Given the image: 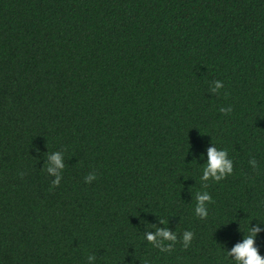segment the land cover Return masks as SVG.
I'll return each mask as SVG.
<instances>
[{
  "label": "trees",
  "instance_id": "obj_1",
  "mask_svg": "<svg viewBox=\"0 0 264 264\" xmlns=\"http://www.w3.org/2000/svg\"><path fill=\"white\" fill-rule=\"evenodd\" d=\"M209 143L233 172L202 187ZM248 223H264V0H0V264H231ZM161 227L166 253L143 239Z\"/></svg>",
  "mask_w": 264,
  "mask_h": 264
},
{
  "label": "clouds",
  "instance_id": "obj_2",
  "mask_svg": "<svg viewBox=\"0 0 264 264\" xmlns=\"http://www.w3.org/2000/svg\"><path fill=\"white\" fill-rule=\"evenodd\" d=\"M224 87V82L220 80H213L209 86L210 94H217ZM219 111L225 115L231 112V107H220ZM203 160L200 165V180L202 187L207 186L209 180L219 182L226 176L231 175L233 172V161L229 158L228 152L223 148H217L215 144L209 143V147L205 150L200 157ZM64 158L61 152L54 151L46 155V162L44 163L43 170L53 177L51 185L57 186L61 179V171L65 167L63 163ZM249 166L255 171L258 167L255 158H249ZM96 179L95 175L89 173L84 177L85 183L91 182ZM211 196L207 191H197L195 193V206L194 215L200 219H204L208 215L207 205L211 203ZM164 224V221H160ZM247 235H242L241 240L231 246L230 249L224 251L226 259L231 264H264V256H261L255 246V238L257 234L264 231V223H257L249 227L247 224ZM192 232L184 231L181 234L180 240L183 247H187L192 240ZM143 239L152 244L160 252H169L173 244L177 240L176 233L169 231L166 227L156 228L155 231H145ZM95 254L86 256V264H92L95 261ZM147 264V262H145Z\"/></svg>",
  "mask_w": 264,
  "mask_h": 264
}]
</instances>
